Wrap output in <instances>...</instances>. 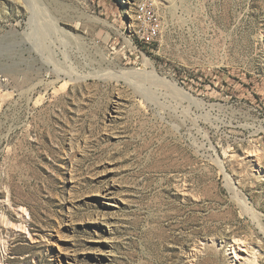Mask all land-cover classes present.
Instances as JSON below:
<instances>
[{"label":"rangeland","instance_id":"1","mask_svg":"<svg viewBox=\"0 0 264 264\" xmlns=\"http://www.w3.org/2000/svg\"><path fill=\"white\" fill-rule=\"evenodd\" d=\"M143 4L160 25L150 45ZM35 12L31 24L25 0H0V264H233L237 238L264 254L213 162L246 181L264 220V154L242 168L222 148L264 153V0H37ZM54 53L73 73L65 88ZM184 93L220 128L199 133Z\"/></svg>","mask_w":264,"mask_h":264},{"label":"bare ground","instance_id":"2","mask_svg":"<svg viewBox=\"0 0 264 264\" xmlns=\"http://www.w3.org/2000/svg\"><path fill=\"white\" fill-rule=\"evenodd\" d=\"M25 2H26L27 9L29 11H31V13H32V17H31V20H30V22L32 24L36 20V12L35 11H36V6H37V0H25ZM34 38L37 39V35ZM34 44H36V43H34ZM32 48L34 50H38V52H41V55H43L42 53H44V50H41L40 46L36 45V46H32ZM42 49H43V47H42ZM54 50H56V49H54ZM54 55H55L54 57H56V58H54L53 56H52V58L55 59L54 63H56V67L53 70H50L51 68H47V70H48L50 76H55L56 77L55 82H58L60 80H64L65 81L64 88H65V87H67L69 85L70 81L74 80L73 73L63 72L64 74H62V71H61L62 69L61 70L58 69V68H60L59 64L61 62L59 63V61L56 60L58 55L56 53H54ZM59 60H60V58H59ZM68 60H70L69 56L67 55V53H65V63L66 62L68 63L69 62ZM103 62L104 63L105 62H109V65H111V63H112L108 58H103ZM144 65H145V70H147L149 66L152 67L150 73H152L154 78L157 79V73L155 72V69L153 68V65H152V63L150 62L149 59H147L145 61ZM70 66H72V65H70ZM120 73L123 76H128V74L123 72V71L120 72ZM135 74H137V73H135ZM121 75H118V76H121ZM90 76H91L90 74L82 75V76H79L78 79L79 80H86ZM46 85L47 84H46V81L44 79H39L37 83L33 84L30 87V89L28 88L29 89L27 91L28 98L30 99L31 96L40 87L46 86ZM183 96L189 102V110L193 109L194 107H196L199 110L200 114H197V115H192V112L190 113V111H188L189 114H190L191 121L194 123L193 124L194 127L198 128L197 131L199 133H202V129L199 127V123L201 121L211 122L212 126H216L217 128H220L219 124L221 123L222 119H220L219 116H214L215 114L213 113L214 112L213 109H210L209 111H207L206 104L202 100H198V99L194 98L192 95H190L188 93H184ZM212 108H214V106H212ZM259 131L260 130L257 129V131L254 132V134H257ZM209 139L210 138L208 137V140ZM196 142H197V140H196ZM222 148H224L223 149L224 159H227L226 160L227 161L226 164L231 165L232 162L237 161V162H239V165H241L242 168L247 163L249 164V163H252L254 161L260 162L261 159L263 158V154H264L260 149H257L255 146H251L248 150H246V152L242 151L240 155L231 154L232 156H230L229 153H231V152L228 151V146L226 147V146H224V144H222ZM213 162L216 165H218L219 169H221L222 172H224L225 178H226V181H227L228 189L234 195L233 198H235L238 201L239 206H240L241 210L243 211V213L252 215L253 216V220H255V222L258 225V227L260 228V230L264 231V224H263L264 220H263L261 214L258 213L257 208L255 206L251 205L249 199H247L246 196L243 194V192L240 190V185H242L246 181L245 182H243L242 180L240 181L238 178L237 179L239 181H237V179L235 178V177H237V175L235 177L230 175L228 173V170H227L226 165H225L223 160L221 161L219 158H217ZM257 173L261 176V171L260 170H257ZM19 212L20 213H24V209H20ZM205 245L206 244H203V246H205ZM227 245L230 247V255H231V260H232L233 264H264L263 263L264 262V260H263L264 259V254H261L258 251H256L255 248L251 246V243L247 239H239V238H237V239H234L233 241H231L230 243H227ZM200 252H202V251L200 250ZM195 253H196L195 254V256H196L197 253H199V250L197 252H195Z\"/></svg>","mask_w":264,"mask_h":264},{"label":"built area","instance_id":"3","mask_svg":"<svg viewBox=\"0 0 264 264\" xmlns=\"http://www.w3.org/2000/svg\"><path fill=\"white\" fill-rule=\"evenodd\" d=\"M137 14L138 33L143 35V43L150 45L159 34L160 25L147 4L140 5Z\"/></svg>","mask_w":264,"mask_h":264}]
</instances>
